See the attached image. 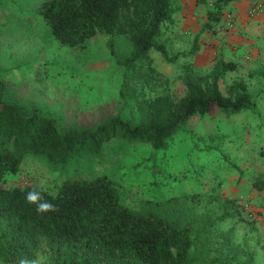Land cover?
<instances>
[{
	"label": "rangeland",
	"instance_id": "374dc122",
	"mask_svg": "<svg viewBox=\"0 0 264 264\" xmlns=\"http://www.w3.org/2000/svg\"><path fill=\"white\" fill-rule=\"evenodd\" d=\"M40 1L0 0V78L6 85L5 100L28 111L36 108L62 126H95L113 114L136 122L135 100L120 92L124 69L109 50V36L97 33L80 49L61 44L37 12ZM212 2L172 0L173 21L163 24L168 53L187 51L195 37L198 51L173 63L151 50L161 80L152 87L137 84L138 99L169 94L177 101L186 94V63L191 62L197 74L210 76L226 52L223 41L233 27L230 23L246 13L264 17V0L252 2L245 11L228 5L214 30L206 31V12ZM112 41L118 55L130 52L126 36H114ZM260 48L256 53H264V45ZM236 63L235 70L219 78V88L230 96L229 85L245 81L255 101L253 109L195 114L160 149L142 139L114 137L98 152L84 151L65 164L26 154L18 172L5 176L7 184L37 185L55 194L65 179L89 180L106 173L119 184L123 202L132 208H140L146 199L197 192L201 199L197 208L218 213V200L235 198L240 216L214 227L208 255H219L218 264H264V190L252 186L257 175L264 173V80L255 73L264 67V60L257 58L255 66ZM34 264H52L46 245L39 249Z\"/></svg>",
	"mask_w": 264,
	"mask_h": 264
},
{
	"label": "trees",
	"instance_id": "16d2710c",
	"mask_svg": "<svg viewBox=\"0 0 264 264\" xmlns=\"http://www.w3.org/2000/svg\"><path fill=\"white\" fill-rule=\"evenodd\" d=\"M234 0H213L207 8L206 31H213L225 7ZM206 3V0H199ZM172 0H41L37 12L55 39L80 49L97 33L109 36L108 47L115 63L124 69L121 94L136 102L138 119L113 114L95 126H62L57 119L34 108L5 100L6 85L0 78V263L31 264L46 245L52 264H218L210 257L209 237L214 227L239 215L235 198L218 200V213L199 210L197 192L146 199L140 208L122 200L119 184L106 173L86 180L65 179L53 194L37 185L9 186L5 176L17 173L26 154L44 156L65 164L85 152L96 153L110 138L142 139L155 149L176 133L191 116L216 110L238 112L254 108L245 81H233L224 96L219 78L235 70L237 63L219 57L210 76L184 65L186 94L177 101L169 94L138 99L137 84L155 86L161 79L151 50L167 62L190 57L198 51L195 37L190 49L170 55L163 24L172 22ZM124 35L130 52L118 55L112 37ZM264 80V67L255 72ZM252 186L264 190V173ZM36 191L54 206L38 212L27 193ZM240 216V215H239ZM248 261H250L248 259Z\"/></svg>",
	"mask_w": 264,
	"mask_h": 264
},
{
	"label": "crops",
	"instance_id": "0c3cea01",
	"mask_svg": "<svg viewBox=\"0 0 264 264\" xmlns=\"http://www.w3.org/2000/svg\"><path fill=\"white\" fill-rule=\"evenodd\" d=\"M255 1L261 0H234L228 5H237V7H241L239 11L243 8L245 11V8ZM224 39L223 44L226 46L224 60L239 61L246 65L253 64V66H255L257 58L264 60V53H256L264 45V17L262 13L256 18H252L246 13L226 32Z\"/></svg>",
	"mask_w": 264,
	"mask_h": 264
},
{
	"label": "clouds",
	"instance_id": "9594fccd",
	"mask_svg": "<svg viewBox=\"0 0 264 264\" xmlns=\"http://www.w3.org/2000/svg\"><path fill=\"white\" fill-rule=\"evenodd\" d=\"M26 199L29 203L37 204V211L38 212L42 213V212L54 210V206L47 201H42V197L36 191H31V192L27 193ZM21 264H26V262L22 261ZM33 264H34V262H33Z\"/></svg>",
	"mask_w": 264,
	"mask_h": 264
},
{
	"label": "built area",
	"instance_id": "2783aa9c",
	"mask_svg": "<svg viewBox=\"0 0 264 264\" xmlns=\"http://www.w3.org/2000/svg\"><path fill=\"white\" fill-rule=\"evenodd\" d=\"M254 10H258V6L254 7ZM231 26H233L234 24L233 23H230Z\"/></svg>",
	"mask_w": 264,
	"mask_h": 264
}]
</instances>
